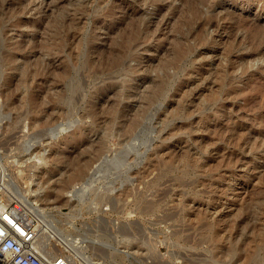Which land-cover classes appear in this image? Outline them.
<instances>
[{
    "label": "rangeland",
    "instance_id": "1",
    "mask_svg": "<svg viewBox=\"0 0 264 264\" xmlns=\"http://www.w3.org/2000/svg\"><path fill=\"white\" fill-rule=\"evenodd\" d=\"M9 182L95 264H264V0H0V206Z\"/></svg>",
    "mask_w": 264,
    "mask_h": 264
},
{
    "label": "bare ground",
    "instance_id": "2",
    "mask_svg": "<svg viewBox=\"0 0 264 264\" xmlns=\"http://www.w3.org/2000/svg\"><path fill=\"white\" fill-rule=\"evenodd\" d=\"M131 1V0H130ZM164 9V8H163ZM129 11V10H128ZM240 36V35H239ZM75 121V120H74ZM147 124V123H146ZM60 125V124H58ZM57 125V127H58ZM134 124L129 122L127 127L123 130V135L127 136V134L129 133V128L132 127ZM62 126V125H61ZM71 126V123L69 122L67 125H65V127H60L61 131L64 130L65 128ZM56 127V126H55ZM41 130V129H40ZM60 129L58 128L56 130V134H58V131ZM55 132V131H54ZM27 134V133H25ZM41 134V133H40ZM55 136V135H54ZM57 136V135H56ZM21 137V136H20ZM39 137V136H38ZM152 138V137H151ZM21 142V141H20ZM103 148V147H102ZM129 150L127 149L126 152H128ZM146 151V150H145ZM136 154V153H135ZM128 155L125 156L123 161H118L117 163L118 165H120L119 167H126L127 171L129 168H131L132 165H130V161L127 157ZM118 157V156H117ZM44 158V157H43ZM116 158V157H115ZM41 160V157H40ZM109 160H112L113 163L115 162V159H111L107 154H105L102 158V160L99 162L98 166L95 168L94 172L89 174V177H87V179H85L82 182H75L74 184V188L71 189V199L76 201V204L79 203H85L89 201V205L92 209H98L100 202L98 201L97 198H90L89 196H87V192L89 188H92V183L94 181V176L96 175L97 171H101L103 170V166H105V163L110 166L111 163H108ZM143 160V159H142ZM41 162V161H40ZM134 162V161H133ZM135 163V162H134ZM106 165V166H107ZM114 165V164H113ZM134 167V166H132ZM108 169V167L106 168ZM104 171V170H103ZM125 172V169L123 170ZM78 173V172H77ZM77 173L75 171L69 173V179L70 181L73 180L75 177H77ZM118 173H122L119 171ZM127 173V172H126ZM79 174V173H78ZM115 175V174H114ZM120 175V174H119ZM129 175H127L128 177ZM96 179V178H95ZM127 180V179H126ZM102 181V180H101ZM122 182V181H120ZM15 182H9L7 183L8 186L10 187V189L16 193V195L14 196L15 199L17 201L22 202L25 207H27V209H29L37 218L38 222H39V228H40V235H39V239L36 243L37 245V249L41 252L44 253L48 256V260H49V264H52L53 262V257L55 254L60 253L63 250H67L70 253V262L71 264H78L76 262V260H79L82 258V256L84 258H86L87 260H91V262H93V264H95L93 261L95 257H92L90 255V253H88V251H85V246L81 247V245H79V242H82L85 240H87L88 242H92L95 244H106L104 243L105 241H103V238L100 236H94L91 237L90 235H88L89 233H72V232H65L63 227L61 226V220L59 218H57L55 215L51 214L50 212H48V210L46 209V206H40L38 203V196L39 192L38 190L35 189H31V191L29 193H25L24 190L20 189L19 187H17L15 184ZM54 190H58V191H63L67 188V183H55L51 185ZM121 186V185H120ZM109 188V186H108ZM38 189V188H36ZM103 190V189H102ZM109 190V189H108ZM111 191V190H110ZM102 192V191H101ZM48 193V192H47ZM90 194V193H89ZM114 195V194H113ZM11 196V195H10ZM13 197V198H14ZM40 198V197H39ZM47 198V200L49 199L48 196L45 197V199ZM127 201V200H126ZM111 203V202H110ZM123 203V202H122ZM124 204V203H123ZM126 204V203H125ZM57 206V205H56ZM147 206V205H145ZM149 206V205H148ZM151 206V205H150ZM1 207V206H0ZM53 213V212H52ZM172 215V214H171ZM170 215V216H171ZM63 216V215H62ZM76 215H69V218L66 220V224L72 226V228H76L75 225V221L73 220L74 217ZM100 217V216H99ZM100 223V222H99ZM104 226V225H103ZM103 228V227H102ZM101 229V228H100ZM122 229V228H121ZM127 229V228H126ZM82 230V229H81ZM124 230V229H123ZM106 231V230H105ZM109 232V231H108ZM53 233H55L54 235L57 236L60 240V242L64 245V249H60L58 252L53 253L51 252V248H49V242L51 240V235H53ZM92 234V233H90ZM190 236V235H189ZM57 239V238H56ZM191 239V238H190ZM188 240V239H187ZM86 241V242H87ZM199 241V240H198ZM55 244V243H54ZM88 246V245H87ZM88 248V247H87ZM59 249V248H58ZM101 249V248H100ZM105 249V248H104ZM102 251V250H101ZM104 251V250H103ZM106 252V251H105ZM51 254V255H50ZM80 255V256H79ZM184 255V254H183ZM95 256V255H94ZM179 256V255H178ZM261 257V256H260ZM179 258V257H178ZM206 258V257H205ZM93 259V260H92ZM156 262V261H155ZM254 263V262H253ZM157 264V263H156Z\"/></svg>",
    "mask_w": 264,
    "mask_h": 264
},
{
    "label": "built area",
    "instance_id": "3",
    "mask_svg": "<svg viewBox=\"0 0 264 264\" xmlns=\"http://www.w3.org/2000/svg\"><path fill=\"white\" fill-rule=\"evenodd\" d=\"M39 235L37 218L22 202L13 200L3 204L0 207V264H49L48 256L37 249ZM54 243L51 238L49 248L57 246ZM51 252L54 253L52 249ZM52 264H71L70 253L63 250L55 254Z\"/></svg>",
    "mask_w": 264,
    "mask_h": 264
}]
</instances>
